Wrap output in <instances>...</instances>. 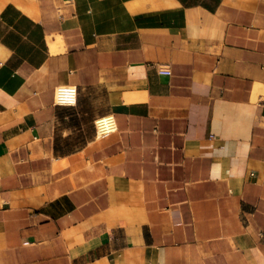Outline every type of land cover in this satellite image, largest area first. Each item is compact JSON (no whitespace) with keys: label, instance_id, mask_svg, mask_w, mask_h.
<instances>
[{"label":"crops","instance_id":"crops-1","mask_svg":"<svg viewBox=\"0 0 264 264\" xmlns=\"http://www.w3.org/2000/svg\"><path fill=\"white\" fill-rule=\"evenodd\" d=\"M0 264H264V0H0Z\"/></svg>","mask_w":264,"mask_h":264},{"label":"built area","instance_id":"built-area-1","mask_svg":"<svg viewBox=\"0 0 264 264\" xmlns=\"http://www.w3.org/2000/svg\"><path fill=\"white\" fill-rule=\"evenodd\" d=\"M161 75H169L170 72L167 69H162L159 71ZM59 93L61 95V100H57L56 96V101L59 105H66V106H73L75 105L76 101V88L75 87H60L59 88ZM58 94V90H57ZM99 120H105L99 129V126H97V121L95 122V128H96V133L100 137H104L110 133H112L115 130L113 120L111 118H102Z\"/></svg>","mask_w":264,"mask_h":264},{"label":"bare ground","instance_id":"bare-ground-1","mask_svg":"<svg viewBox=\"0 0 264 264\" xmlns=\"http://www.w3.org/2000/svg\"><path fill=\"white\" fill-rule=\"evenodd\" d=\"M59 90V89H58ZM57 100H59V95H57ZM105 120H98L97 121V126H99V129H100V126L101 124L104 122Z\"/></svg>","mask_w":264,"mask_h":264}]
</instances>
